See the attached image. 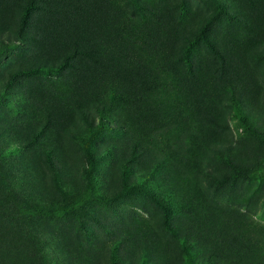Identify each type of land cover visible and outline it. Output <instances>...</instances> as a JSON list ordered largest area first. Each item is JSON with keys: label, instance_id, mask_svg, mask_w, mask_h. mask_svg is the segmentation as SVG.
<instances>
[{"label": "rangeland", "instance_id": "rangeland-1", "mask_svg": "<svg viewBox=\"0 0 264 264\" xmlns=\"http://www.w3.org/2000/svg\"><path fill=\"white\" fill-rule=\"evenodd\" d=\"M25 1L0 0V261L264 264V0H41L23 26ZM78 37L103 65L69 56ZM140 72L151 103L125 126L132 110L112 90ZM87 118L103 121L95 170ZM128 173L165 206L125 191ZM169 193L192 203L174 231Z\"/></svg>", "mask_w": 264, "mask_h": 264}, {"label": "trees", "instance_id": "trees-1", "mask_svg": "<svg viewBox=\"0 0 264 264\" xmlns=\"http://www.w3.org/2000/svg\"><path fill=\"white\" fill-rule=\"evenodd\" d=\"M41 0H26L25 2V6L23 7V13H22V21H23V26H26L28 23V20L31 16L32 11H34L33 9L36 8L37 6H41L38 4V2ZM51 2V6L50 8H57V3L55 0H44ZM101 0H86V2H88V5H91V3H98ZM95 5V4H94ZM54 6V7H52ZM53 10V9H52ZM57 10H59L57 8ZM92 10V9H91ZM97 15H98V20H104V16L99 13V10H93ZM226 12V8L224 7H220L219 13L216 14V19L220 18V15ZM78 31V28L76 27H72L71 28V32H73V35H75V33ZM197 40H203L210 48L211 50L216 54V56L218 58H220L221 60V66L222 68L225 66V57L223 52L221 51V49H219V47L215 44V42L209 37V35L205 32L202 31L199 34L196 35ZM75 47L73 49L72 52L68 53L70 57H76L78 55H83L85 57H87L88 59H90L93 62L98 63L99 65H103L105 63V56H100L99 51H97L96 48V43L93 42H87V47L83 48L80 44H79V37H78V41L77 38L75 39ZM70 59V58H69ZM142 77L136 81L135 83V88H132L131 91L129 92H122L119 93L118 91H116L115 89L112 90V96H113V100H122L126 105L128 106L132 112L128 114V116L125 118L126 120V125H130V120L133 119V117L138 118L139 122H142V113L146 112L147 107L150 105L151 102H149L152 99V91L151 88L146 86V81H149V79H147V77L142 74L143 72H140ZM160 77V76H158ZM151 84V83H150ZM226 89H229V87H225ZM155 93H157L155 91ZM231 96L233 99H237V97L235 96L234 93V89H231ZM236 109L238 111V114L240 115L241 119L244 122H248V118L246 116L245 110L242 107V102L237 99L236 100ZM88 123H89V132L82 136L80 138V140L84 143L85 147L88 149V157H89V164L92 170L96 169L97 166V162H98V158L96 156V152L94 149V144L93 141L94 139L100 134L101 130L103 129V121L99 123V125H97L94 121H91L87 118ZM145 136L140 137L139 141L135 142V149L133 151L134 155L137 156V149L139 148V142L144 141L145 140ZM147 139V138H146ZM214 152L217 155V157L220 160H224L225 162H227L230 166L232 164H234L232 157H225L218 149L217 146L214 147ZM49 163H51L52 165L55 166V161L53 158V155L50 154V158L48 159ZM126 169L129 171L130 173L133 172L132 167L130 165H126ZM154 171H156L154 169ZM130 173H128L125 176V182H124V190L125 191H129V190H139L140 188H142V190L144 191L145 194L147 195H152L154 197V199H156L159 203H161L162 205H164L165 203L162 201L163 199L158 197L159 195L156 194H151L149 189L144 185L143 181H138L137 183L133 184L132 183V179L130 178ZM148 192H147V191ZM175 199H179V196L176 193H169L167 195V202L170 203L171 200L172 201V206L169 207L167 209L166 212V220L168 222V226H170V228L172 229V231H174L173 227H172V215L175 212H178V208L179 207H183V208H188V207H192V203L187 199V195H184L182 198V201H178L180 203L175 202ZM182 203V204H181ZM165 206V205H164ZM189 210V209H188ZM3 249H7V248H0V250ZM187 250L189 252V247H187ZM4 261H0V264H4ZM190 264H195L193 260H189ZM117 264V263H116Z\"/></svg>", "mask_w": 264, "mask_h": 264}]
</instances>
